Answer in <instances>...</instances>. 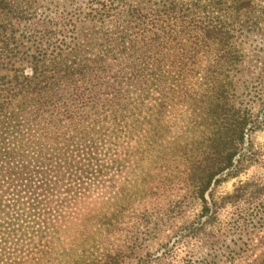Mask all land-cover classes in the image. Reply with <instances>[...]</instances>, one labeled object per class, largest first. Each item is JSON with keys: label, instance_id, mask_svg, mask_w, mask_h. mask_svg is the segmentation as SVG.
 Here are the masks:
<instances>
[{"label": "trees", "instance_id": "trees-1", "mask_svg": "<svg viewBox=\"0 0 264 264\" xmlns=\"http://www.w3.org/2000/svg\"><path fill=\"white\" fill-rule=\"evenodd\" d=\"M263 22L258 0H0V264H45L64 221L99 196L117 203L86 210L84 229L108 234L129 215L151 236L194 202L168 252L264 264L263 186L212 192L262 156L245 146L264 114L243 71L264 76V42L258 68L246 59ZM251 94L264 110L262 79ZM161 167L157 183L182 194L158 221L138 209L160 186L110 192L111 173Z\"/></svg>", "mask_w": 264, "mask_h": 264}, {"label": "rangeland", "instance_id": "rangeland-1", "mask_svg": "<svg viewBox=\"0 0 264 264\" xmlns=\"http://www.w3.org/2000/svg\"><path fill=\"white\" fill-rule=\"evenodd\" d=\"M258 3L259 7L261 9L263 8L264 13V0H258ZM260 28L261 30L253 37L255 41L253 43L254 45L251 47L249 44H246L247 53L250 51L246 58L247 62H252L251 66H257L256 68L259 67L258 62H260V57L256 56V51L260 49L262 42H264V22ZM258 73L259 69L256 71L250 69L243 71V74L248 75L246 80L248 83V91L251 93L256 91V86L259 85L261 79L264 81V76L261 78L257 77ZM251 93H249L248 98L250 99V103L255 107L254 112L257 113L260 111V115L262 112L264 114V110H260L261 101L256 100L255 95ZM245 146L254 152L258 151L262 155L261 158H259L257 163L247 166L246 170L236 177L216 184L213 189L214 191H212L216 197L230 195L237 186L245 183L250 187L263 186L264 188V119L262 128L248 135ZM170 173L171 171L164 167L136 171L131 169L120 170L119 173H111L109 176V178L111 177L110 181H113L112 183L115 185L110 192L112 194L116 193L118 190L120 191V188L128 191L136 187L135 184L140 186L145 185V187L157 185L158 187L160 186V182L157 183L158 180L167 178ZM133 180L136 183H133ZM158 193L160 195L158 198L152 197L147 199L138 209H147L153 221H158V218L161 217V212L168 208L167 204L170 200H176L182 194L177 189L171 192L161 186L158 189ZM169 193H172L171 196H168ZM111 197L112 199L105 200V198L99 196L80 204L82 205V211H85V213L77 220L64 221V225L67 226L68 223L70 225L62 234L61 241L63 244L48 252L49 259L45 264H68L74 259L77 260L78 257L80 259H84L85 257H97L101 259L105 254H108V261L111 264H198V254L189 260L181 247H174L170 252L167 250L171 247L172 241L176 238L182 226L196 219L199 213L197 204L186 201L185 203L188 204H185L181 208V213L174 215L175 219L171 227H164L163 231L151 236L142 235L140 229L136 231L134 227L140 221L129 215L126 218L124 217L118 220L121 223L120 230L108 232V234L95 232L88 228L84 229V218L86 219L89 216L86 210L90 213L92 219H96L95 217L103 214L104 211L107 213L110 212L117 203L113 200L114 196ZM72 227H77V229L72 230ZM134 239H137V241L136 243H132L134 244L133 246L131 245V241ZM198 252L205 253V250L204 248H199Z\"/></svg>", "mask_w": 264, "mask_h": 264}]
</instances>
